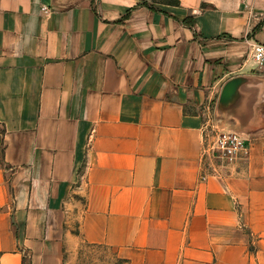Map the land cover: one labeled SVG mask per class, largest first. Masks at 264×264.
<instances>
[{
    "label": "crops",
    "instance_id": "crops-1",
    "mask_svg": "<svg viewBox=\"0 0 264 264\" xmlns=\"http://www.w3.org/2000/svg\"><path fill=\"white\" fill-rule=\"evenodd\" d=\"M178 1L0 0V264H264V0ZM239 75L250 148L221 164Z\"/></svg>",
    "mask_w": 264,
    "mask_h": 264
},
{
    "label": "built area",
    "instance_id": "built-area-1",
    "mask_svg": "<svg viewBox=\"0 0 264 264\" xmlns=\"http://www.w3.org/2000/svg\"><path fill=\"white\" fill-rule=\"evenodd\" d=\"M249 52L258 63H264V42H252ZM204 137L203 157L211 161L218 157L223 164L244 158L250 148L249 140L244 134L229 128H216L214 125H209V132L204 133L203 139ZM206 137H209L208 140Z\"/></svg>",
    "mask_w": 264,
    "mask_h": 264
},
{
    "label": "water",
    "instance_id": "water-1",
    "mask_svg": "<svg viewBox=\"0 0 264 264\" xmlns=\"http://www.w3.org/2000/svg\"><path fill=\"white\" fill-rule=\"evenodd\" d=\"M244 76H234L229 78L222 86L218 103L215 109L217 115H224L233 120V126L229 129L238 132H245L251 126L249 122L252 117L248 114H238L234 106L237 105L239 99L245 93L242 90V84H248Z\"/></svg>",
    "mask_w": 264,
    "mask_h": 264
},
{
    "label": "rangeland",
    "instance_id": "rangeland-1",
    "mask_svg": "<svg viewBox=\"0 0 264 264\" xmlns=\"http://www.w3.org/2000/svg\"><path fill=\"white\" fill-rule=\"evenodd\" d=\"M213 160L223 164L218 157ZM63 264H123V260L109 247L82 242L74 251L65 255Z\"/></svg>",
    "mask_w": 264,
    "mask_h": 264
},
{
    "label": "trees",
    "instance_id": "trees-1",
    "mask_svg": "<svg viewBox=\"0 0 264 264\" xmlns=\"http://www.w3.org/2000/svg\"><path fill=\"white\" fill-rule=\"evenodd\" d=\"M169 2H172V3H178L179 1L178 0H167Z\"/></svg>",
    "mask_w": 264,
    "mask_h": 264
}]
</instances>
